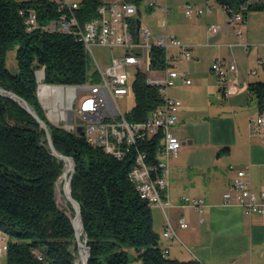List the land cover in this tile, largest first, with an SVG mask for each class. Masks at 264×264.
<instances>
[{"label":"trees","instance_id":"trees-1","mask_svg":"<svg viewBox=\"0 0 264 264\" xmlns=\"http://www.w3.org/2000/svg\"><path fill=\"white\" fill-rule=\"evenodd\" d=\"M139 9L144 0H125ZM226 12H241L244 22L252 12H264V0H215ZM78 11L84 23L97 15L102 0H82ZM34 8L41 22L58 16L52 0H0V86L27 100L51 128L59 152L74 159L73 197L80 203L83 239L91 248L89 264H130L132 249L142 264H196L163 256L161 236L154 229L153 209L129 179L133 156L118 160L89 145L77 131L53 122L38 96L39 76L51 86H78L95 68L84 45L72 35L37 30L28 33L21 9ZM137 19L133 23L137 31ZM16 50L17 68L8 67V53ZM154 68L165 67V51L152 50ZM248 90L264 109V82ZM136 103L128 119L141 122L161 105L159 91L139 73L132 87ZM157 143L146 144L150 161L157 160ZM64 162L54 156L44 130L14 100L0 96V233L8 238L7 264H78V247L71 215L63 210L57 186Z\"/></svg>","mask_w":264,"mask_h":264},{"label":"crops","instance_id":"crops-1","mask_svg":"<svg viewBox=\"0 0 264 264\" xmlns=\"http://www.w3.org/2000/svg\"><path fill=\"white\" fill-rule=\"evenodd\" d=\"M169 1L148 0L145 10L155 2L154 6H159L165 16L162 13V17L157 16V25L149 29L156 35L176 37L192 53V58L187 60L180 56L179 49L172 50L179 56L173 67L180 76L169 89V95L182 102L176 114L177 123L171 129L181 140L182 148L166 160L170 181L168 195L174 204L169 216L182 242L162 237L166 218L160 208L153 209L154 229L161 236L162 248L169 249L167 258L171 260L195 262L197 257L207 264H264V218L246 214L236 205H222L224 193L232 190L237 170L248 169L253 191L264 192V137L261 131L250 130L251 120L257 119L264 109L260 111L257 98L248 90L250 83L264 82V67L258 61L263 53L264 28H254L249 16L243 26L244 41H241L229 20L216 23L218 12L213 6L212 15L200 18L185 15L187 4L211 6L209 0H174L172 9ZM141 9L138 19L142 17ZM223 14L227 19L225 10ZM212 24L221 27L217 36L208 32ZM141 26L146 27L142 22ZM222 47L229 52L221 53ZM241 48L243 56L237 52ZM217 59L235 62L237 73L233 77L241 86L237 94L224 96L221 93L220 79L212 71ZM185 63H192V66H184ZM177 64L182 65L179 70ZM254 70L255 75L251 74ZM183 74L191 80L190 85L184 84ZM43 75L42 72L39 78ZM195 97L201 99L198 105L193 103ZM41 100L44 106L49 103L48 97H41ZM184 196L202 198L207 206L202 213L181 208ZM182 218L189 224L188 229L180 227Z\"/></svg>","mask_w":264,"mask_h":264},{"label":"built area","instance_id":"built-area-1","mask_svg":"<svg viewBox=\"0 0 264 264\" xmlns=\"http://www.w3.org/2000/svg\"><path fill=\"white\" fill-rule=\"evenodd\" d=\"M55 2L58 16L48 22H41L36 9H21L27 21L29 31L37 30L50 33H63L72 35L84 45L97 74V80L90 79L87 83L78 86H51L39 78L40 86L38 96L48 97L49 103L45 108L51 118L67 128L77 131L82 127L84 138L92 144L104 148L118 160H124L129 155L133 156V168L129 179L135 185L141 197L146 200L152 209L160 208L166 218V226L162 237L167 240L181 239L174 230L169 216V210L174 204L169 199L168 190L169 166L167 161L161 160L177 154L182 148L181 140L171 132L177 123L176 114L182 102L169 95V89L175 84L180 73L173 67L178 55L172 52L179 49L180 56L190 60L192 53L187 45L176 37L169 35H155L149 28L142 27L139 34L134 33L132 25L138 19L139 8L125 0L108 3L102 0L97 10V15L91 20L82 23L78 17L80 2L72 0H52ZM156 3L152 2L150 7ZM212 6H197L187 4L185 15L189 18L212 15ZM234 26L235 35L244 41L243 28L244 16L241 12H232L228 18ZM221 27L212 24L208 32L217 36ZM139 37V40L137 39ZM246 47L248 44L244 43ZM162 48L165 51V67L154 68L152 64L153 48ZM94 48H104L111 52L110 66L104 72L94 53ZM140 50V54L137 51ZM116 51H119L116 53ZM151 53V67L148 68V53ZM259 65L264 67L263 53L259 58ZM212 71L220 79V91L224 96L237 94L241 86L234 74L237 73L235 62H224L220 59L212 64ZM139 73H145L149 86L159 91L162 103L153 109L146 120L133 122L128 119L118 100L128 96ZM255 75L256 71H251ZM184 84L190 85L191 80L182 75ZM60 90H62L60 92ZM43 99V98H42ZM42 101V100H41ZM77 104V105H76ZM252 132L261 131L264 137V111L257 119L250 122ZM157 143V160L154 164L150 161L149 153L144 150L146 144ZM233 170V167H231ZM223 206H238L246 214H257L264 218V192L253 191L248 169L236 171L232 190L223 195ZM181 208H191L202 213L207 204L202 198L182 197L179 205ZM203 221V220H202ZM180 227L188 229L189 224L185 218L180 220ZM6 237L0 233V240ZM8 251V242L0 247V262ZM163 256L167 257L168 248H162ZM196 264H207L195 257Z\"/></svg>","mask_w":264,"mask_h":264},{"label":"rangeland","instance_id":"rangeland-1","mask_svg":"<svg viewBox=\"0 0 264 264\" xmlns=\"http://www.w3.org/2000/svg\"><path fill=\"white\" fill-rule=\"evenodd\" d=\"M108 1V0H107ZM174 0H170L168 3L170 4V9H172V5L171 3ZM148 0L144 1V4L142 6L141 9V13H142V17L140 19V21L142 22V24L148 28L151 29L152 26H156L157 25V16H161L162 17V12H160V7L159 6H153V7H149L147 10H145V8L147 7ZM209 4L211 6H213L215 8V10L218 12V14L215 17L216 23H223V22H227L226 20H228V16L227 19L225 17V15L223 14V8L218 5L215 0H209ZM163 6H165V4H162ZM161 5V6H162ZM162 13V14H161ZM164 15V14H163ZM218 15H221V17H217ZM165 16V15H164ZM251 17V21H252V25L254 28L256 29H263L264 28V14H259V12H252L248 15V17ZM165 19V18H164ZM162 21V20H161ZM247 24V20L242 24L243 26ZM225 25V24H224ZM163 31H165L164 28H162ZM153 32V31H152ZM154 33V32H153ZM155 34V33H154ZM156 35V34H155ZM263 39V38H261ZM217 41V40H216ZM16 50L17 48L12 49L9 53H8V67L10 69H16L17 68V59H16ZM119 51H116V53H118ZM229 52L228 49L226 47H222L221 48V53H227ZM237 52H240V54H242L243 56V49H239ZM93 53L101 67V69L105 72L107 67L110 66V56H111V52L108 49H104V48H94L93 49ZM245 57V55H244ZM92 58H90V68L92 69ZM195 62V61H193ZM184 66L190 67L192 66V63H185L183 64ZM179 66H182L181 64H177L176 69L179 70ZM200 66L205 67L206 64H201ZM193 81V80H192ZM196 81L194 80V85H195ZM62 90H60L61 92ZM201 99L199 97H195V99L193 100V103L198 105L200 103ZM119 105L122 109V111L127 114L129 113L132 108L135 106L136 103V99H135V95L133 94V92H131L128 96L124 97V98H120L118 100ZM77 105V104H76ZM247 111V109H246ZM246 111H242V113L245 115ZM47 112V116L48 118H50L53 122L57 123L55 120H53V118H51L49 112L46 110ZM256 112V110H255ZM250 117V116H249ZM62 125V124H61ZM161 160H167L166 157H161ZM62 184V185H61ZM63 185H64V181L61 180L58 183L57 186V197H58V203L60 205V207L66 211L67 215H71L70 212V207H69V203L64 195L63 192ZM2 234V233H1ZM8 241V238L6 237L5 241L0 240V247H2L6 242ZM129 255H130V264H142V261L138 258L137 254L132 250H128ZM0 264H7V260H6V254L3 256V259L1 260ZM78 264H81L80 258L78 259Z\"/></svg>","mask_w":264,"mask_h":264},{"label":"water","instance_id":"water-1","mask_svg":"<svg viewBox=\"0 0 264 264\" xmlns=\"http://www.w3.org/2000/svg\"><path fill=\"white\" fill-rule=\"evenodd\" d=\"M141 28V21L139 19L138 26H137V34H139V30ZM139 40V37L137 38ZM137 54H140V50L137 51ZM148 68L151 67V53H148ZM0 96L10 98L14 100L17 104H19L23 109L30 114L37 124L40 126L42 130H44L46 134V139L48 142V147L51 153L56 156L59 160L64 162V173L62 175V180L64 181L63 185V192L69 204L73 207L75 211V215L72 218V224L75 230V241L78 247V255L81 261V264H89L91 259V248L87 245V240L83 239L84 233V222L82 217V208L80 203L73 197L72 194V181L76 172V165L74 159L62 154L56 148L53 138L51 128L49 127L48 123L44 121L40 115L38 114L37 110L24 98L19 96L18 94L14 93L13 91H8L0 86ZM77 132L84 136V131L82 127L77 128ZM67 186L69 190L67 189ZM83 229V232L81 231Z\"/></svg>","mask_w":264,"mask_h":264},{"label":"bare ground","instance_id":"bare-ground-1","mask_svg":"<svg viewBox=\"0 0 264 264\" xmlns=\"http://www.w3.org/2000/svg\"><path fill=\"white\" fill-rule=\"evenodd\" d=\"M25 25H26V28H27V31H28V33H31L30 31H29V26H27V21H25ZM86 140V142L89 144V145H91V146H93V147H96V148H100V147H98V145H95V144H92V142H88V140L87 139H85ZM102 149H104V148H102ZM106 151V150H105ZM107 152V151H106ZM62 185V184H61ZM67 189L69 190V188H68V186H67ZM81 231L83 232V229L81 228Z\"/></svg>","mask_w":264,"mask_h":264}]
</instances>
